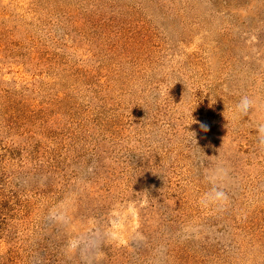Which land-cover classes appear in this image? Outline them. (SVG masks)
Returning a JSON list of instances; mask_svg holds the SVG:
<instances>
[{"label":"rangeland","instance_id":"1","mask_svg":"<svg viewBox=\"0 0 264 264\" xmlns=\"http://www.w3.org/2000/svg\"><path fill=\"white\" fill-rule=\"evenodd\" d=\"M259 123L264 0H0V264H264Z\"/></svg>","mask_w":264,"mask_h":264},{"label":"clouds","instance_id":"2","mask_svg":"<svg viewBox=\"0 0 264 264\" xmlns=\"http://www.w3.org/2000/svg\"><path fill=\"white\" fill-rule=\"evenodd\" d=\"M253 107V100L247 96L241 97L240 100L234 106V119L239 120L243 116H246L249 110ZM193 122V121H192ZM202 129L206 130L204 125H201ZM257 134V143L261 149H264V123H259L255 129ZM192 133V137L194 139L195 133ZM195 140V139H194ZM210 183H214L213 178H209ZM224 198V193L217 190L215 186L210 188L207 192L203 193L200 198V203L207 206L209 204L216 203L221 201ZM121 210L116 214L120 217V219L116 220L112 224L111 236L113 239L123 242L124 240V223L123 220L131 216V225L134 228L137 225V214L138 210L134 203H128L126 207L120 206ZM81 241L79 239H72L68 242L69 251H74Z\"/></svg>","mask_w":264,"mask_h":264}]
</instances>
